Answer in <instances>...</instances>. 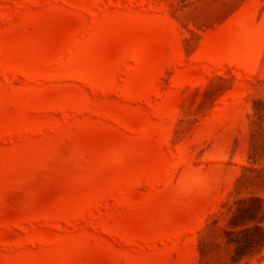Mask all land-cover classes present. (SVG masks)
<instances>
[{"label": "rangeland", "instance_id": "obj_1", "mask_svg": "<svg viewBox=\"0 0 264 264\" xmlns=\"http://www.w3.org/2000/svg\"><path fill=\"white\" fill-rule=\"evenodd\" d=\"M0 264H264V0H0Z\"/></svg>", "mask_w": 264, "mask_h": 264}]
</instances>
